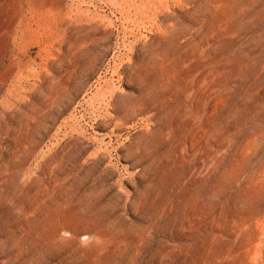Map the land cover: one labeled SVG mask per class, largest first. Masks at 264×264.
<instances>
[{
    "label": "rangeland",
    "instance_id": "rangeland-1",
    "mask_svg": "<svg viewBox=\"0 0 264 264\" xmlns=\"http://www.w3.org/2000/svg\"><path fill=\"white\" fill-rule=\"evenodd\" d=\"M255 262L264 0H0V264Z\"/></svg>",
    "mask_w": 264,
    "mask_h": 264
},
{
    "label": "bare ground",
    "instance_id": "bare-ground-1",
    "mask_svg": "<svg viewBox=\"0 0 264 264\" xmlns=\"http://www.w3.org/2000/svg\"><path fill=\"white\" fill-rule=\"evenodd\" d=\"M255 245V244H254ZM251 250H252V248H251ZM250 250V251H251ZM254 258H253V260L255 261L256 260V262H258V260H259V258H258V256L257 255H255V256H253ZM262 260V256H261V258H260V261ZM256 262H255V264H256Z\"/></svg>",
    "mask_w": 264,
    "mask_h": 264
}]
</instances>
